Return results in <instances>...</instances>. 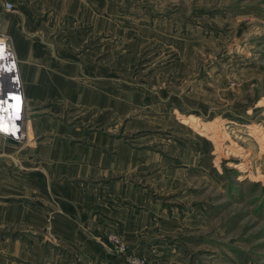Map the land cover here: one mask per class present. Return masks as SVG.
Segmentation results:
<instances>
[{
    "label": "rangeland",
    "instance_id": "obj_1",
    "mask_svg": "<svg viewBox=\"0 0 264 264\" xmlns=\"http://www.w3.org/2000/svg\"><path fill=\"white\" fill-rule=\"evenodd\" d=\"M59 3L60 11L44 13L47 34L81 40L48 47L79 53L81 63L83 52H92L85 61L95 65V78L109 72L117 77L108 78L123 79L106 95L121 107L105 115L128 121L124 147L142 154L141 168L128 176L144 173L135 181L156 198L158 210L136 240L122 228L103 225L95 233L78 221L81 244L73 248L54 231L63 214L59 201L51 200L44 220L38 204L34 211L17 199L22 180L11 179L8 190V173L23 176L25 169L5 153L34 142L27 136L34 119H91L103 112L62 99L47 107H27L24 99L23 107L19 91L17 104L15 92L6 91L10 116L17 118V106L23 114L21 138L0 133V264H264V0ZM31 22L32 35L42 34L40 23ZM1 40L14 53L6 32ZM32 145L26 148L35 150ZM8 164L18 170L8 171ZM8 191L16 200L3 199ZM86 239L95 242L82 246Z\"/></svg>",
    "mask_w": 264,
    "mask_h": 264
},
{
    "label": "crops",
    "instance_id": "obj_2",
    "mask_svg": "<svg viewBox=\"0 0 264 264\" xmlns=\"http://www.w3.org/2000/svg\"><path fill=\"white\" fill-rule=\"evenodd\" d=\"M51 1L52 9L49 10ZM59 1L64 0H0V32L7 33L15 53L13 55L7 45L2 44L4 49L0 50V91L22 93L23 107L24 99L27 107L35 104L42 107L43 103L47 107V103L52 100L62 99L68 106L99 109L103 116L92 115L91 119H34L36 121L31 132L27 128L31 119L25 121L27 136L34 142L12 149V154L5 153L9 157L15 155L16 159L24 162L23 176L8 173V190L12 189L11 179L22 180L23 196L17 198L14 192L8 191L7 197L3 199L11 202L10 200L17 198L30 203L31 208L38 204L44 220L48 209H51L48 206L51 200L59 201L63 214L56 216L54 231L68 240L76 250H79L80 242L77 241L81 235L78 221L84 222L89 230L94 229L95 233L104 226L106 229L113 226L122 228L124 234L129 233L136 240L142 234L143 223L150 224L152 214L158 207L152 205L156 198L146 197L143 185L135 181L144 173L135 172L133 177L128 176L141 168L139 160L142 156L141 152L124 147L123 137L126 136L128 121L110 119L111 115H105L112 108L121 107V103L113 107V99L106 95L116 91L114 86H117L116 83L121 84L123 79L108 78L113 76L109 72L103 74L101 79L95 78V65L85 61L93 59L92 52H83L81 63L79 53L65 51L63 47L62 50L48 47V44L57 46L59 42L74 43L81 40V37L72 34H47L50 23L44 13L64 8ZM6 2H11L14 10L8 11L4 5ZM71 4L72 2L67 9ZM37 10L40 13L38 18L33 16V12ZM31 21L40 23L42 34L32 35ZM8 76H13V81ZM113 77H117V74ZM130 87L133 88L132 85ZM117 95H124L121 88ZM0 111V116H3L1 119L9 115L8 109L4 112L1 106ZM84 124L97 127H86ZM134 135L142 137L144 133L136 132ZM31 144H35L32 145L35 146L33 151L26 148ZM26 158L29 160H25ZM17 170V167L11 169L8 164V171ZM37 174L39 178L35 179ZM97 220L103 223L99 226ZM93 242L95 241L83 240L82 246Z\"/></svg>",
    "mask_w": 264,
    "mask_h": 264
},
{
    "label": "bare ground",
    "instance_id": "obj_3",
    "mask_svg": "<svg viewBox=\"0 0 264 264\" xmlns=\"http://www.w3.org/2000/svg\"><path fill=\"white\" fill-rule=\"evenodd\" d=\"M0 42H2V44H4V41H0ZM5 45V44H4ZM7 50V49H6ZM7 51H9V50H7ZM0 62L2 63V61L0 60ZM0 63V64H1ZM0 73H1V68H0ZM3 77V76H2ZM6 91H0V106H1V109H3V111L5 112V110L6 109H8L9 107H8V101H5V97H2V95H3V93H5ZM6 94V93H5ZM20 96H21V98H22V93H20ZM18 99H19V93H17V92H15L14 93V96H12V98H11V100H12V102L14 103V104H17L18 103ZM19 101H20V99H19ZM21 111H20V109H19V106H17V114H16V116H17V118H13L15 115L13 114L12 116L13 117H11L10 116V114L9 115H6V118L5 119H1V121H3V123L5 124V123H7L8 124V126L9 127H11V128H13V130H10V128H9V133L8 132H3L2 130H1V128H0V133H2V134H4V135H9V136H12V137H18V138H21L22 137V135L20 134L21 133V127H20V125H19V123H20V121H21V113H20ZM0 113H1V111H0ZM9 113V112H8ZM14 113V112H13ZM0 117H3V116H0ZM11 118V119H10ZM16 119H18V120H16ZM0 123H2V122H0Z\"/></svg>",
    "mask_w": 264,
    "mask_h": 264
},
{
    "label": "built area",
    "instance_id": "obj_4",
    "mask_svg": "<svg viewBox=\"0 0 264 264\" xmlns=\"http://www.w3.org/2000/svg\"><path fill=\"white\" fill-rule=\"evenodd\" d=\"M4 5H5L6 9L9 10V11H12L13 8H14V6H13V4L11 2H6ZM15 75H17V73H15ZM116 239H117V241H120L118 238H116ZM133 264H140V263L138 261L134 260Z\"/></svg>",
    "mask_w": 264,
    "mask_h": 264
}]
</instances>
